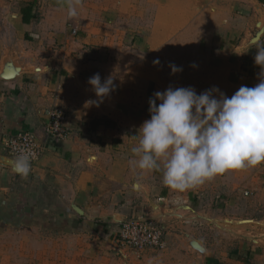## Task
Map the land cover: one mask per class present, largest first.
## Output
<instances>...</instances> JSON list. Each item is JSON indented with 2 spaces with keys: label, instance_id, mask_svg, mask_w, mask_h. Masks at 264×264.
I'll return each instance as SVG.
<instances>
[{
  "label": "crops",
  "instance_id": "crops-1",
  "mask_svg": "<svg viewBox=\"0 0 264 264\" xmlns=\"http://www.w3.org/2000/svg\"><path fill=\"white\" fill-rule=\"evenodd\" d=\"M15 1L14 9L0 8V20L13 19L16 35L0 37L2 235L29 221L37 229L100 236L105 244L123 221L151 219L165 227L185 223L183 237L210 216L211 206L236 213L256 191L264 204V165L181 191L163 184L162 163L158 171L140 170L131 152L157 91L191 87L200 94L216 87L231 97L260 82L254 57L264 47V0H102L99 11L100 1L80 0L74 17L67 0ZM170 64L183 70L172 74ZM97 73L115 85L98 106L88 104L97 100L88 84ZM56 106L67 113L70 129L60 142L46 134ZM22 132L33 133L42 147L23 178L11 170L4 146ZM231 236L239 235L227 230ZM241 238L232 250L205 249L199 239L195 247L184 243L178 264H264V245ZM171 240L166 235L163 251H126L143 260L161 252L173 264Z\"/></svg>",
  "mask_w": 264,
  "mask_h": 264
},
{
  "label": "clouds",
  "instance_id": "clouds-1",
  "mask_svg": "<svg viewBox=\"0 0 264 264\" xmlns=\"http://www.w3.org/2000/svg\"><path fill=\"white\" fill-rule=\"evenodd\" d=\"M79 4L67 0L70 17L78 14ZM254 63L261 68L260 82L241 86L231 97L216 87L200 94L191 87L154 93L148 101L150 119L139 128L138 145L131 148L135 165L158 171L162 163L163 184L181 191L227 171L264 165V47L257 48ZM169 67L172 74L183 70ZM88 84L97 97L89 105L98 106L115 90L113 78L102 82L99 73ZM33 158L30 151H21L10 161L11 170L27 177Z\"/></svg>",
  "mask_w": 264,
  "mask_h": 264
},
{
  "label": "rangeland",
  "instance_id": "rangeland-1",
  "mask_svg": "<svg viewBox=\"0 0 264 264\" xmlns=\"http://www.w3.org/2000/svg\"><path fill=\"white\" fill-rule=\"evenodd\" d=\"M95 1H100L97 10H101L102 0ZM15 2V0H8L5 4L9 9H14ZM6 5L0 4L1 13L7 11ZM151 15L152 11L149 9L146 14L147 22ZM11 20L13 19L10 17L4 21L0 20V37L7 36L11 40L15 39V28ZM7 41L9 40L7 39ZM258 197L259 191H256L253 196L247 197L244 204L238 206L240 210H244L240 213L237 208L235 209L236 213H228L224 209L218 210L215 206H211L208 209L211 212L207 211L210 216L207 214L200 224L192 225L191 231L183 237L181 232L186 231L182 228L185 223L182 225L179 223V227L178 225L165 227V225L156 222L164 227L167 237H171L172 248L174 249L175 246L177 249L176 259L173 258L177 263L173 264H178L179 257L183 258V254L178 252V247L184 243L188 245L192 243V246H196L198 242L202 241L200 244L204 248L209 249L211 246L218 247L222 244L223 249L228 247L229 250H232L237 248L240 244L238 239L242 237L241 239H246L244 241L249 244L262 243L261 245H264V204L259 205L256 200ZM123 222L125 223V221ZM17 225L16 228L5 233V236L0 233V264H168L169 261L161 252L152 255L150 260L137 258L129 251L116 250L110 240L104 244L100 236L93 237L95 235H92L91 237L88 233L72 234L66 229L55 230L53 228L51 230L49 227L48 229H37L36 225L29 221H26V224L18 223ZM227 230L231 235L235 233L239 236H231L232 238L228 237V239L226 237ZM189 233L190 236H188ZM190 238L192 242H190ZM230 240H232L231 244H228Z\"/></svg>",
  "mask_w": 264,
  "mask_h": 264
},
{
  "label": "built area",
  "instance_id": "built-area-1",
  "mask_svg": "<svg viewBox=\"0 0 264 264\" xmlns=\"http://www.w3.org/2000/svg\"><path fill=\"white\" fill-rule=\"evenodd\" d=\"M76 35L77 31L73 30ZM46 134L53 142L65 140L70 134L68 115L60 107H54L49 112ZM7 154L14 158L21 151L33 154L32 166L42 155V147L33 133L22 132L16 136L7 137L4 141ZM164 227L148 219H130L121 224L120 231L111 239V244L118 251L133 250L143 253L148 250L163 251L165 249L166 233Z\"/></svg>",
  "mask_w": 264,
  "mask_h": 264
},
{
  "label": "trees",
  "instance_id": "trees-1",
  "mask_svg": "<svg viewBox=\"0 0 264 264\" xmlns=\"http://www.w3.org/2000/svg\"><path fill=\"white\" fill-rule=\"evenodd\" d=\"M34 19H35V17H34Z\"/></svg>",
  "mask_w": 264,
  "mask_h": 264
}]
</instances>
